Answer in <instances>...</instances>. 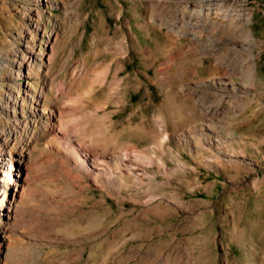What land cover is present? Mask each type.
Masks as SVG:
<instances>
[{"label": "rangeland", "instance_id": "1", "mask_svg": "<svg viewBox=\"0 0 264 264\" xmlns=\"http://www.w3.org/2000/svg\"><path fill=\"white\" fill-rule=\"evenodd\" d=\"M211 5L179 36L146 0H0V139L38 135L6 167L57 204L23 223L59 262L264 264V0Z\"/></svg>", "mask_w": 264, "mask_h": 264}, {"label": "bare ground", "instance_id": "2", "mask_svg": "<svg viewBox=\"0 0 264 264\" xmlns=\"http://www.w3.org/2000/svg\"><path fill=\"white\" fill-rule=\"evenodd\" d=\"M212 2L213 0H146V7L150 11L149 20L157 23L159 27L168 26L170 29L169 34L177 32L181 36L197 27L198 22H208L214 16L215 8L212 7ZM241 32L247 34L246 30H241ZM253 44V39H251L243 47H250ZM238 57H240L237 61L238 64H242L243 62L249 63L242 55ZM231 72L237 73L233 69ZM250 78L252 80V77ZM212 98H215L219 103L227 102L232 108L237 102L244 100L226 87L220 91H216V94ZM6 131L8 133L9 129ZM9 139L10 134L4 139H0V197L7 191L8 183L6 182V177L8 175H11L10 184L14 188L9 195L6 206L3 207L0 202V264H71L73 257L65 258L63 262H59L54 252L46 249V244L54 242L55 237V235H50L48 232L57 224L31 225L23 223V215L25 213L30 214L28 220L31 223V221L39 219L40 212L54 209L57 204L52 203L50 200H36L35 196L27 193L26 179L20 175L21 170H17L15 177H13L11 174V171L14 169L13 164L11 163L9 168L6 167V161L10 159L16 160L21 166L25 167L27 158H30L28 153L31 151V148L28 147L38 139V135L34 133L30 134L28 139L22 141L19 149L14 152L9 150ZM134 151L135 148L132 145H126L113 148L110 155H115L120 164L128 162L131 153ZM95 160L98 164L104 163L99 158ZM108 169L111 172L113 170L119 171V166L115 164V167L111 168L108 166ZM129 173L134 174L135 172L129 167ZM20 178L21 180H19ZM65 240L72 242L70 239ZM77 255V259H80L82 252H79Z\"/></svg>", "mask_w": 264, "mask_h": 264}]
</instances>
